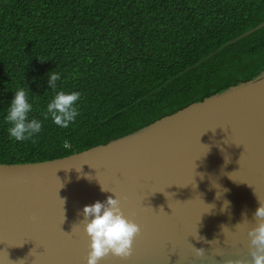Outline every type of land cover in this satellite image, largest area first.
Returning <instances> with one entry per match:
<instances>
[{
    "label": "water",
    "instance_id": "obj_1",
    "mask_svg": "<svg viewBox=\"0 0 264 264\" xmlns=\"http://www.w3.org/2000/svg\"><path fill=\"white\" fill-rule=\"evenodd\" d=\"M113 193L141 231L130 257L99 264H250L247 233L264 202V71L106 144L0 164V264H86L82 210Z\"/></svg>",
    "mask_w": 264,
    "mask_h": 264
},
{
    "label": "trees",
    "instance_id": "obj_2",
    "mask_svg": "<svg viewBox=\"0 0 264 264\" xmlns=\"http://www.w3.org/2000/svg\"><path fill=\"white\" fill-rule=\"evenodd\" d=\"M264 0H0V164L63 158L127 135L264 71ZM196 65V66H195ZM195 66L194 68H192ZM57 91L81 93L68 128L45 119ZM38 96L23 142L5 116L17 86Z\"/></svg>",
    "mask_w": 264,
    "mask_h": 264
},
{
    "label": "clouds",
    "instance_id": "obj_3",
    "mask_svg": "<svg viewBox=\"0 0 264 264\" xmlns=\"http://www.w3.org/2000/svg\"><path fill=\"white\" fill-rule=\"evenodd\" d=\"M58 80H60L59 73L55 71L49 73L48 87L52 89L55 95L47 103L46 111L41 114L45 119L50 117L56 126L68 128L79 115L76 105L81 93L79 91L70 93L62 90L57 91ZM29 93L28 87L18 85L7 109L5 123L10 125L7 132L14 141L32 140L42 131L40 120L35 117L29 119V113L33 110L34 103L38 102V96L33 97L32 102H30ZM101 190L106 191L103 186ZM113 194L115 195V193ZM61 200L64 205L65 201ZM228 203L225 201V208ZM82 215L81 222L84 226V232L90 240V250L85 257L86 264H99V261L108 255L120 258H128L132 255L133 241L141 229L137 223L125 216L121 208L120 198L116 195L115 198L109 196L104 202L97 201L92 205H86L82 210ZM252 221H255V224L249 228L247 233L249 251L252 257L250 264H264V202L259 201V206L253 213ZM225 227L221 226L222 231ZM206 242L211 244L212 241ZM204 253V249L196 248L197 257H203ZM225 264H247V262L228 260Z\"/></svg>",
    "mask_w": 264,
    "mask_h": 264
}]
</instances>
